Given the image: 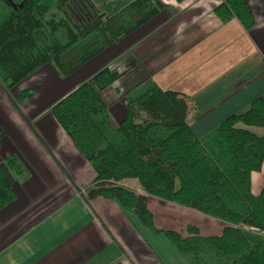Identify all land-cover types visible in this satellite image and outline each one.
<instances>
[{"label":"trees","instance_id":"trees-1","mask_svg":"<svg viewBox=\"0 0 264 264\" xmlns=\"http://www.w3.org/2000/svg\"><path fill=\"white\" fill-rule=\"evenodd\" d=\"M102 1L23 0L12 7L0 0V88L20 115L34 90L23 88L15 98L10 91L30 75L48 65L55 75L68 76L165 10L161 0H130L103 13ZM73 6L85 20H72ZM212 12L222 23L236 19L245 30L255 23L248 0H223ZM121 75L101 68L49 107L93 170L80 196L86 203L98 197L116 202L162 234L189 264H264V176L260 192L251 191V174L264 165V133L253 130L264 129V98L198 136L188 124L196 102L148 78L124 97V117L114 123L100 93ZM4 135L0 125V140ZM27 175L16 156L0 161V209L15 199V179ZM127 179L137 180L141 192L122 185ZM148 197L216 219L224 228L207 237L191 225L186 237L157 230Z\"/></svg>","mask_w":264,"mask_h":264},{"label":"crops","instance_id":"crops-1","mask_svg":"<svg viewBox=\"0 0 264 264\" xmlns=\"http://www.w3.org/2000/svg\"><path fill=\"white\" fill-rule=\"evenodd\" d=\"M161 1L165 10L65 76L67 82L61 86L66 88L55 99L48 96L50 87L45 88L61 78L52 71L44 76L37 70L10 91L15 98L21 88L29 87L34 95L20 105L22 115L0 108L5 133L0 160L14 155L28 172L13 184L15 199L0 209V264H172L157 257L133 213L103 197L84 201L79 192L92 182L94 173L91 180H75L69 164L82 158L48 111L54 100L104 67L122 74L100 93L114 123L124 117V97L148 78L161 89L196 102L188 124L198 136L245 110L255 98H264V0H248L255 22L249 30L236 19L222 23L214 15L213 8L223 0ZM5 98L0 88V101ZM9 131L14 142L6 139ZM263 176L264 165L251 174L254 195L261 190ZM126 184L141 192L137 181L123 180ZM63 185L72 190L64 200L58 189ZM147 207L154 228L182 237L188 236V225L203 237L218 236L224 228L216 219L154 197H148Z\"/></svg>","mask_w":264,"mask_h":264},{"label":"rangeland","instance_id":"rangeland-1","mask_svg":"<svg viewBox=\"0 0 264 264\" xmlns=\"http://www.w3.org/2000/svg\"><path fill=\"white\" fill-rule=\"evenodd\" d=\"M22 1L23 0H14V2L16 4H19ZM129 1L130 0H103L99 4V8L102 10L103 13H112V12L116 11L118 8L122 7L124 4H126ZM77 4H79V3L77 2ZM70 16L72 17V20H79L80 22H82L83 20L86 19V17L84 16V12L80 11L79 7H74V6L71 7ZM40 70H42L41 72L44 74V76L45 75L48 76V72L52 71V69L48 65L43 66L38 71H40ZM46 82L48 83V80ZM64 82H67V79H65L64 77L58 78V81L56 79L55 80L53 79L52 82L48 86L45 87V88L50 87V90L48 91V96L49 95H53L52 99H55L56 96L59 93H61V91H63L66 88V86H65V88H62V86H61L62 84H64ZM18 86L20 87L21 85L18 84L17 87ZM21 89H23V88H21ZM14 90L12 92H14ZM52 90H53V92H52ZM39 94L41 95V98H44V95H43V93H41V91H39ZM40 95L35 94V97H37V99H38V97ZM55 101L56 100H54V102ZM0 108H2L3 111L6 112V113L11 112V114H12V112L14 111L17 115H20V113L13 106V104L11 103L9 98H5V99L0 101ZM48 111H49V109H48ZM43 112H46V111L43 110ZM16 129H17V127H16ZM253 130H255V132L257 134L264 133V129H255V128H253ZM6 137H7L6 139L8 141H11V142H14L15 139H16L15 135L11 131L8 132ZM26 139H27V136H26ZM27 141L29 142L30 139H27ZM76 152H78V150ZM18 153H20V150H19ZM77 154H80V153L78 152ZM79 156H80V158H82V161L80 163H77L76 161H74L71 164H69L70 165L69 166L70 170L73 171V177L75 178V180H78V179H80L82 177H85L88 180H91V178H89V177L91 175L93 176V172H92L93 170H92L90 164L82 157V155L80 154ZM0 161H3V160H0ZM20 179H22V178L17 177L15 179V181L20 180ZM133 180L137 181L135 179H133ZM125 186L128 187V188H131V189L133 188V186L130 185V184H126ZM77 187H78L77 185L76 186L74 185V188L76 189V192H78ZM60 188H61V191L64 193L63 200L66 199L67 196L72 194V190L68 186L63 185V186L59 187L58 189H60ZM78 189L81 190V187H79ZM132 217H133V219L135 221L138 222L137 217H135L133 215H132ZM139 225H140V229H141L142 234L145 236L146 240L148 241V244H150V246L152 247V250L156 253L157 257L165 259L166 261H168V263L170 262L172 264H189L188 261L186 260V258L182 257L178 253V251L175 249V247H173L168 242V240L165 237H163V235L153 233L148 227L143 226L140 223H139Z\"/></svg>","mask_w":264,"mask_h":264},{"label":"flooded vegetation","instance_id":"flooded-vegetation-1","mask_svg":"<svg viewBox=\"0 0 264 264\" xmlns=\"http://www.w3.org/2000/svg\"><path fill=\"white\" fill-rule=\"evenodd\" d=\"M7 1V3L9 4V5H11L12 7H17V6H19V4H16L15 2H14V0H6Z\"/></svg>","mask_w":264,"mask_h":264}]
</instances>
